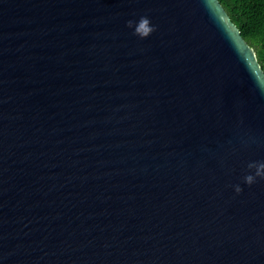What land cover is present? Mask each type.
Instances as JSON below:
<instances>
[{
  "label": "water",
  "instance_id": "95a60500",
  "mask_svg": "<svg viewBox=\"0 0 264 264\" xmlns=\"http://www.w3.org/2000/svg\"><path fill=\"white\" fill-rule=\"evenodd\" d=\"M253 73L219 0H0V264H264Z\"/></svg>",
  "mask_w": 264,
  "mask_h": 264
},
{
  "label": "trees",
  "instance_id": "16d2710c",
  "mask_svg": "<svg viewBox=\"0 0 264 264\" xmlns=\"http://www.w3.org/2000/svg\"><path fill=\"white\" fill-rule=\"evenodd\" d=\"M264 71V0H219Z\"/></svg>",
  "mask_w": 264,
  "mask_h": 264
},
{
  "label": "clouds",
  "instance_id": "9594fccd",
  "mask_svg": "<svg viewBox=\"0 0 264 264\" xmlns=\"http://www.w3.org/2000/svg\"><path fill=\"white\" fill-rule=\"evenodd\" d=\"M126 24L127 27L133 28V34L139 36L141 39L147 38L156 30V26L151 23L150 18L147 16H141L138 21L130 19ZM253 79L257 89L262 95H264V78L258 77L253 73ZM247 169L254 170V172L249 171L244 175L243 181L245 184L251 186L257 182V178L264 179V160L249 162L247 164ZM233 187L237 194L243 191L239 184H236Z\"/></svg>",
  "mask_w": 264,
  "mask_h": 264
}]
</instances>
